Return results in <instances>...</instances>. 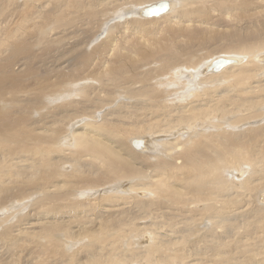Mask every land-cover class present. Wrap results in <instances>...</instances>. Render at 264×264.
I'll list each match as a JSON object with an SVG mask.
<instances>
[{"label": "bare ground", "instance_id": "1", "mask_svg": "<svg viewBox=\"0 0 264 264\" xmlns=\"http://www.w3.org/2000/svg\"><path fill=\"white\" fill-rule=\"evenodd\" d=\"M7 1H10V0H7ZM22 1L21 2L25 4L23 6H26L27 2H31V4L29 3L30 9H31L30 12H26L23 16H21L24 12L23 13L20 12L21 14L20 13L16 14L17 12L16 10H14L13 13L16 12L15 13L16 15L14 14L15 16L9 15L10 18H8V20H6V17L5 19H1L2 17L0 18L1 19L0 21V57H1L0 62H2L0 63V68L9 67L11 64V61L14 60L13 58H15V56L18 57L20 52L26 50L28 45L31 44V43L27 44L26 42V37L29 35L27 26L36 17V15H39L41 20H43V22H46L47 19L45 18V15L48 13L49 10L43 11V9L45 8L49 9L48 8L49 5H51V3L56 2L53 5V8L51 10L52 12H56L54 11L55 6L57 8L58 6H60L57 4L58 0H50V1L45 0L44 2L46 1L47 2L46 3L43 2V5L38 4L39 6L37 5L38 0H22ZM39 1H42V0H39ZM67 1L71 3H76L79 1H86V6L88 7L87 13L84 14L85 15L84 17L76 18V19H81L82 21L83 19L91 20L92 19L91 16L99 14V13H103L101 16L102 18H101V23H100L102 25H104L106 22L108 23L110 19L112 20L118 19V20H115L117 22H115L113 25L109 23L111 26L107 29V31L105 32V35L111 33L113 29H118V30H115L114 32H119V31L120 32L123 31L124 33L126 31L130 32V38L124 37L125 42H128L131 38L132 39L129 44H126V45L121 44L119 50L116 53L117 55L114 58L116 66L112 69L108 68L105 71L102 70L103 72L101 73H99V70H98V73L100 75H98V77L97 76L94 77V79L96 78L94 81L98 80L99 85L102 82H103L102 85H104V84H107L108 81H110L112 82V83L109 82L112 85L111 87H115V90L113 88L114 92L112 94L110 93L112 95L111 98L107 100L104 99V101L98 100L100 102L99 103L100 105L97 104L98 102L97 103L95 102V104L91 106L90 108L91 110L89 109L88 112L86 113L90 115V117H95V116H98L97 111L105 110L104 112L101 113L102 120L100 121L102 122L100 123L93 122L92 119H90L93 123L89 122L86 124L85 122L83 125L80 126V130L75 128V130H73L72 132V139L74 141V145L71 147L66 146V143H65L68 140H70L71 136L69 133L68 135L67 134L64 135L63 138L56 140L57 143L54 140V147L58 149V154L54 156L52 159H55L56 162H62L64 157L67 158L70 155L67 153L69 151H72L71 154H75V155L73 156L74 158L71 159L72 161L71 167H72V171L75 172V175H77V177L75 178H78L81 175L80 167L82 166V162H83L82 160L84 159V156H87V158L97 160L100 162H102V160L104 159H107L105 160L107 161L105 163H107L108 167H106V169L103 170V172L101 171L100 174L98 173L96 174L94 172H88L92 174L89 181L87 180L85 181L84 179H79V180L81 181L80 183L84 182L83 184H85V182H87L88 184H86V186L87 185L88 187L94 186V188H96L97 185L101 183V181H105L107 182V184H104V187H106L108 190L117 189L116 191L118 194L117 193L112 194V196L114 195L116 197L115 198L113 196L115 199L117 200L118 199L120 200L121 198L125 199V200L122 199L124 201V202L121 201L122 203L119 201L121 204H116L117 200L116 201L114 200L115 204L109 205L108 207L102 206L103 208L100 207V204H99L98 210L99 208L100 209L102 208L101 211L111 210V213H113L111 214V216L115 214V216L112 217L113 219H110L111 218L110 217L108 218V220L107 219L105 220L107 221V223L104 221L105 218L103 219L105 224H103L102 226L108 227L109 224H111L109 227L110 231L111 229H114L116 227H118L116 229L117 233L119 229L123 231L127 230L125 228L123 229L122 227V224L124 222L121 219V214L123 215L124 208L128 209L134 206L137 208V210H141L142 212L140 216L141 219L144 217H149V220H153L155 218H158V216L162 215L160 214L161 212L165 211L163 208H165L164 206L166 204L163 205V203H167V205H170V206L172 205L171 209L173 211L168 212L169 214L168 218L170 217L169 221H171L170 226L171 227L173 226L172 223H175L176 225H178L176 226L177 229L175 230L173 229L175 225L173 226L172 230L168 229L169 232L171 231L177 232V235L176 236L174 235L175 237H169L171 235L165 234L164 236L169 237V239L167 240L161 239L159 237L160 234L158 232H157L158 234H156L154 230L153 231L151 230L152 229L151 227H150L151 229L148 227L149 230H151L150 231L151 237L149 238V236L143 235L140 240H136V242H138L136 243V246L137 244H140L143 242L146 244H140L138 247L133 249L132 242L130 239L129 241H127L128 242L127 247L129 249V253L127 254L121 253V250L119 249L120 247H118V245L115 243L117 241H115L116 240L114 237L115 235L113 236L114 230L112 231V235H109L110 233L107 231L108 234L106 233V235H104L105 234L104 233L103 237H101V234L99 235L100 237L96 236L97 237L96 241L98 243H102L103 245L106 243L107 240L111 239L112 241L110 243H112V247L109 246L110 243L108 245L109 247H111V249L109 250L105 248L107 250L106 252H104L103 254H98V252L101 251L102 248L101 250H99L97 249L98 247L97 248L95 247L96 249L94 248L95 250H93L92 253L90 252L87 253V255L89 256L84 259V263L79 262V261L77 262L76 260L78 259L74 258L77 264H256V262L253 260V256L251 257L250 254L248 253L251 251V249H249L248 243L252 241L251 239H255L257 237L256 234L258 233V231H264V153H261L257 157H254V153L253 154L251 153L250 155L247 152H245L246 151L245 147H240L238 150L237 145H236L235 146L236 149H235L234 148L235 144L233 143H232L233 146H230V147L228 146L229 144L228 145L225 144V145L228 146L229 148L232 147L233 150L235 149L236 150L235 152L234 151L232 152L231 150L229 151V149H226L225 151L222 150V152L220 153L219 151H221L220 150L221 146L217 144L220 148L216 149L217 147L215 146L216 144L214 145V143L218 138H221L218 141L219 143L220 141L225 140L226 138L225 134L227 133L226 131L227 128L225 127L222 132H219V129L217 133L212 132L213 135L216 134L215 135L216 137H213V138L210 137L211 132H207V129L202 128L206 126L208 127L214 126V128L216 126L217 128L218 125L220 127V126H223L225 123L229 125L230 121L228 119V116L230 114L236 117L234 122H237L238 116L244 110H249V111L256 110V109H261V111L264 110V35L262 37V40L259 43V46L261 48L260 49L259 47H257L256 44H254L255 42H258L259 35H257L255 32H253V36L251 35V33L247 35L246 30H244L247 24L242 23V20H237L236 22H234L235 18L233 17V12H234L233 10L235 9L244 10L246 8V5L244 4L245 0H156V1L154 0L155 2H151L148 5L154 4L157 1H169L170 2L169 10L165 13H168L171 16L169 17L170 19L168 20V23L167 24L165 23V25L167 26L164 29H160L159 27L155 29H148L146 26L149 21L145 22L144 18H142L145 16L141 15V10L148 5L144 6L143 8H138V9L136 8L137 5L140 6L141 3L144 4L151 0H67ZM242 1L243 3H241ZM14 2H16V0ZM257 3L258 2L256 1L254 5L252 6L247 5V7H251V8L255 7L257 9V6H258L256 5ZM5 5H6V2L4 6ZM192 5H194L195 10L191 8ZM255 11L254 13H252V15L254 16V18L252 17V20L254 19V24H252V26H256L255 22L257 21V18H258V15H257L258 13H256ZM4 12L7 14L9 13L6 11ZM11 12L12 11H10V13ZM128 12L131 15L126 16ZM134 12H136L137 14H135ZM1 13H2V10H1ZM138 13H140V16L138 15ZM160 15H157V17ZM204 15H207V16H204ZM152 19L154 18H151L149 20H152ZM259 21L260 19L258 18V22ZM219 27H222V28L226 27V28L224 30L223 29L219 30ZM55 28L56 27H54V30ZM262 30L264 32V26ZM165 31L166 33L164 35L163 33ZM132 32L140 33L142 35L141 38L135 39L134 37H131ZM152 34L157 35L156 37H159L158 36L159 34H163L164 37L161 39H157L155 37L151 38L150 35ZM52 39H53V36H52ZM113 40L115 42L119 41V40H116L115 38H113ZM83 42H86V41L84 40ZM156 42L159 45L156 46L155 45ZM215 43H223L224 45L221 47V49L224 50L225 53H228V54L232 53L233 55H229V56H226V54L220 55L224 58L230 59L231 60L230 63L218 71H211L209 70V65L213 59L211 58L212 60L211 59L207 60V56L213 48V47L211 48L210 46ZM75 44L78 46L81 43L79 42ZM32 45L33 44H31V46ZM73 47H76V46H73ZM7 51H8V54L6 53ZM144 52H145V55L138 56V54H141V53L143 54ZM61 56L64 57V54L63 55L60 54L59 58ZM74 56L76 58L79 55L78 56L74 55ZM135 56L141 57V58L143 57L142 58L143 61L141 60L143 63H139L138 61L139 58L136 59ZM23 60L20 59L19 62ZM62 62H69V61L63 60ZM21 63H24V62H21ZM153 63L158 64V66H152ZM13 64H16V63H13ZM140 64H142L143 67L147 68L145 70L143 69V71L148 70L150 74L147 73L146 75L144 74L142 75L141 73L143 72L139 70V68L142 67ZM64 65L59 66V67L54 66L55 68L53 67L50 69L52 70L51 72L53 73L58 72L56 73L57 78H55L57 80L56 82H54V84L49 85L44 90L48 91L50 89H53L55 86H57L58 82L60 84L61 79L64 76H66V73L64 71L65 68L63 70V67H65ZM180 68H183L184 70L181 71ZM187 69H192V70L196 69L197 72L201 74L203 72L205 73V78H202V79L201 78L200 79L191 78V79L185 80L184 81L185 84H182L183 82H177V84H180V85L176 84V87H178V89H174V90H165L164 87L160 86V83L162 81L160 78L165 79L169 77L170 75H172V73L173 74L179 73L180 75L182 74L185 75V73H187L191 77L192 72L188 71ZM158 70L161 72L157 73L156 71ZM153 71L155 72L154 75L156 77L151 78L153 76ZM20 72H23V71H20ZM69 73H70V69H69ZM225 73H227V75H230L229 79L233 80L232 82H236L238 87L233 88L231 86V83H228L229 80L227 81V80H224L225 78L222 79L221 77H218L221 74L225 75ZM159 74L161 77L159 76L157 77V75ZM164 74H169V76L166 77V75ZM10 75L12 77L11 81L18 82L17 80L19 79V77H16V76L14 77L13 74H10V73L8 75L0 74V90L5 80V77H8ZM20 75H22V73ZM96 75H97V72H96ZM197 75L198 74L195 73L194 76H197ZM42 77H43L42 82H44V79L48 78L46 76H42ZM212 77H214V79H216L217 77L219 79L221 78L220 82H223V83L227 81V83H224L221 86L215 87V88H220L219 93L218 92L216 93V95L219 94L220 97L209 96V94L207 95L203 92V89L205 87L207 86L209 87V85L204 87L205 83L209 81L211 82L216 81V80H211ZM172 79L176 80L174 79V77H172ZM64 80L65 79L63 78L62 83H64ZM169 80L170 79H168V81ZM19 81L21 82L20 79ZM38 81L41 85L42 82H40L39 79ZM66 85L68 84L66 83ZM90 85L92 84H89V87ZM200 86L203 88L200 90H196V91L194 90L196 87L198 88ZM89 87H87V90ZM93 87L95 88V86ZM93 87H92V90H93ZM97 87H96L97 90L98 88L99 89L101 88V87H98V88ZM90 88H89V91L91 90ZM82 89H84V87H82ZM96 89L94 91L97 92ZM102 89H100V91ZM37 90H35V93ZM221 90H222V94H221ZM223 90L226 92L228 90H231V92L233 91L235 94L227 98H221V96L225 95L226 93V92L223 93ZM41 92L43 91L41 90ZM103 92H105V90H103ZM1 93L2 91H0V94ZM100 94H102V91L101 93H99V96L101 97L102 95ZM104 94L106 95V93ZM121 98H128L130 99V101L129 103L121 102V101L116 102L117 100ZM96 99H94V101H96ZM112 100H114V103L111 104ZM106 101H111V102L110 104L104 105ZM124 104H127V105H124ZM133 105L137 106L138 109L140 108L148 109L149 110L148 114L150 113L149 114L150 116H153V118H155L154 116L157 117L153 121H149V117H147L148 116L147 115L146 117L148 118L149 122H147V118L145 117L146 121L143 122L141 126H138L139 131H142V133L147 131L148 135H151L154 139L155 136H158L160 134L170 133L174 130L177 131L178 135H176L175 144L173 143L174 144L173 146H168L171 142H168V143L164 142V144L166 143L167 147L166 145H164L163 147H165V150L164 149L163 150L167 152L166 153L163 152L164 153L163 155L158 154L157 151H155V149H153L151 146H149L148 148L144 147L145 143L143 144L142 142L146 141L145 138L143 139V138L134 137L132 141L130 139V143H129V140H127L128 142L126 141L125 144H121L122 142L120 143V139L119 140L115 139V135L118 132H119V135H122L120 133L127 134V135L131 134L130 132H127L128 129L126 131H122L124 129L121 128L122 130H119L117 126H114V125L118 123L115 116H120V117L122 116L118 114V113H121V112H118V110L120 108L129 109L133 107ZM65 106L66 105H64V108ZM106 107H109V109H105ZM58 108L62 109L60 107ZM82 108H87V107H82ZM70 111H73V110H70ZM9 115L10 113L8 114V116ZM18 115L19 116L17 118L15 117V115H11V117L13 116L15 117L13 118L14 120L18 119V120L12 121V118H11L13 125L14 123H16V121L20 120L19 122H22L21 119L23 117L20 118L21 115L20 114ZM123 118H125V116ZM7 119L9 121V118ZM24 119H26V117ZM88 121L89 120H87V122ZM115 121L117 122L114 123ZM2 122H5V121H2ZM2 122H0V124ZM120 122L123 123L124 120L122 119ZM76 123L77 122L73 123V125H75ZM28 124H31L30 121H28ZM10 125L11 124L9 123V126ZM1 128L2 127H0V132L6 131L5 133L8 134V132L10 131V129L4 130L2 128L3 129L2 130ZM49 130H50V133L43 135L41 146H40V148L46 154H49L51 152L50 150L51 148L50 146L51 129ZM4 132H3V135H4ZM5 136H6L5 140L7 137H9L10 139L14 137L12 135H5ZM208 136L210 137L209 139H211L210 141H214V143L212 142L213 145L212 143L210 145L209 143L207 144L205 142V139L206 141H208V138H207ZM150 141H152V139ZM128 145H131V147H133L132 145H134V148L139 147V148H144L145 150L149 149V151L147 150L148 152H145V153L142 151L145 154L144 155L145 157L148 156L149 153H153L155 151L157 154H153L152 157L154 159L152 160L154 161L151 163L154 167L147 165V164H146V167H143V168L134 167L136 166L134 165V162H133L134 155H135L134 153L136 152L133 153L132 149L130 150ZM156 145H158V143H156ZM211 146L214 148H212ZM75 147H77V149H75ZM241 149L244 151L241 152ZM140 150L141 149H139V151ZM174 150L177 152H174ZM64 151L67 153L65 154ZM261 152H264V149H262ZM167 154L168 156H166V158H169L170 160L162 159ZM2 157L4 158V156L0 157V187H1L0 193L4 190L3 188H5V190L8 192L7 197L11 198L12 192L10 191V188H9V185H10L11 189L13 190L17 189L16 190L17 193H14V194H17V196L18 194H20V196L21 194H24V195L26 194L23 197H25V200L27 201L28 200V198L26 197L27 193L22 192V191H25L28 186L30 187V185L32 186L35 184L37 185L40 184L42 186L41 187L42 189L36 187V189L37 190L40 189V191L39 192L37 191L38 193L37 194L35 193V194L36 196H40L41 197L40 199H42L43 202H49L50 200L56 199L57 196H60V198L61 196L63 197L61 198V200L58 198L62 202L64 201L63 199H66L65 197L66 193L63 194L64 193L63 192L61 194V192L64 191V187L67 185L64 182L62 183V181L67 178V177L64 178L65 175L62 177L63 179L61 181L60 179L58 180L57 178H55L54 175H52L51 173H48V174L44 173V179H42L43 177L42 178L39 177V179H42V181H39L38 179L34 183L32 182L30 183L29 177L34 176L36 174L39 175L40 173L43 172V169L35 170L36 172L33 171L31 175L25 170V175H26L25 177H23L24 175L22 171L19 170V173H21V176L23 175L22 178H20L21 176L20 175L17 176L16 171H13L14 169L12 170L13 168L12 164L14 162L12 164L9 162V165L7 167L4 164L6 163L4 162L5 158L2 159ZM179 159H181V161L175 162L176 160H179ZM66 160L67 159H64L63 162ZM10 161H13V160H10ZM243 161L245 163H243ZM47 162H50V161L47 160ZM44 164H46V161ZM52 164H51L50 169H52V166H54ZM177 164H180V165H177ZM84 165L86 164L84 163ZM233 166H235V169L232 168ZM102 167H104V165ZM149 167L151 168L150 173H154L155 175L156 174L166 175L167 179H161L159 175H157L158 179L153 178L154 175L147 172V169ZM26 168L28 167L26 166ZM181 170L182 171L185 170L184 173L181 172L183 174V177L178 176V174H180L179 171ZM227 170L229 171L232 170V172L228 174ZM45 172H48V170ZM257 173L261 175V177L258 179H257ZM261 173H263V175ZM49 174L51 175L52 180H50L51 177L49 176ZM176 174L178 176L177 177L178 179L175 178ZM171 175H174L175 180L168 181V178ZM47 176H48V179H47ZM55 176H58L57 172ZM14 177H17V178H14ZM146 177H150V179L145 180ZM4 178H5V181L7 182H11V181L12 182L14 181V182L6 183L4 181ZM180 179H182V181ZM74 182L76 181L74 180ZM170 182H173V183L175 182V184H172V183L170 184ZM19 184H21V186H18ZM22 184L25 186H22ZM176 184H178L177 187L175 186L174 189L171 188L173 185H176ZM169 185L171 189L170 190L171 194L168 197L170 198L171 201H169L168 199L167 201H169L171 204L169 202H163V201L161 202V198L163 194H165V190H167V188L165 187ZM16 186L18 187L16 188ZM55 186L56 188H54ZM51 187L53 188L54 191L59 190L61 192L60 193L54 192L53 190H51ZM182 188L184 190H182ZM29 190L30 189L28 188V190L26 191L29 192ZM118 190L125 191L126 194H121L118 192ZM31 193L33 194V190L31 191ZM3 194L5 195L6 193L4 192ZM172 194H174L175 198L174 196H172ZM103 198H105V196ZM109 198H110V195H109ZM153 199L156 201L158 200L156 204L158 205L159 208L157 207L155 203H152L155 205L153 209L149 211H144L143 207L146 206L145 205L146 201L151 202V201H154ZM7 200H9L10 202V199H6V200H3V203L6 202ZM86 201L87 200H83L85 204L90 203L89 200H88V203H86ZM15 202L13 203L10 202L11 203L10 205H8L7 203L8 206L6 207V209L5 207L4 209H2V210H5V212L8 211L10 213L7 216L8 218L13 217L15 213L14 211L15 209L14 210L11 209L13 207L18 206L17 203L19 202L17 203ZM23 203L26 204L25 201H23ZM23 203L21 202L22 206L20 207H24L25 204L23 205ZM92 204H93V201H92ZM126 205L127 206L129 205L130 207H127ZM70 207H71V211L79 210V209L77 210L78 208L77 204L74 205L73 203L71 204ZM201 207L203 208L201 209ZM30 217L32 218V216ZM135 217L129 220V223L127 224L131 225L130 222L133 221ZM35 218L36 220H38L37 221L38 226H40L39 224L42 225L43 222L46 223L47 221H50V223H48L47 226H41L42 228L45 227L43 228V231H40L41 233L44 234V238L45 237L47 238V236L49 235V230L52 231L53 229H56V228L58 229L64 228L63 226H58L57 222L50 219V218H55L59 220V217L57 214L42 213ZM109 220L111 222H109ZM112 220L114 223L112 222ZM177 221H182V224L181 225L177 224ZM149 222L150 223H147L148 226L152 224L153 221H149ZM22 224L25 225L26 228H27L26 225H29V230H30V227L32 228L33 225H35V222L33 223V221L32 222L22 221V223H20L17 229L13 227L12 228L14 229V231H17L20 229ZM137 224L139 225V223ZM137 224L135 228H131V229L138 230ZM14 227H17V226H14ZM139 228H141L142 230L143 227L139 226ZM145 229L143 228V230ZM67 231H68L67 233L70 232L69 230ZM67 233L65 235H68ZM123 234L124 235L122 236H125L126 234L131 235L129 231ZM135 234L136 233H134V235ZM258 234H262V233H258ZM108 235L113 236L114 238H108ZM90 237L92 236L90 235ZM262 237H263L262 239L264 240V234ZM116 238L122 239L123 237H116ZM193 238H195L197 242L196 241L195 243L190 242V240ZM263 243L264 242L262 241L261 244L256 245V248H255L256 252H260L261 246ZM254 258L256 257L254 256ZM260 258L261 257H259V259ZM261 259L264 263V257ZM60 261H61V258H60ZM69 264H72V263L69 262Z\"/></svg>", "mask_w": 264, "mask_h": 264}, {"label": "rangeland", "instance_id": "2", "mask_svg": "<svg viewBox=\"0 0 264 264\" xmlns=\"http://www.w3.org/2000/svg\"><path fill=\"white\" fill-rule=\"evenodd\" d=\"M4 1L5 0H0V18L2 17L1 19H5V17H6V20H8V18H10L9 15L15 16L16 14H18L20 12L21 13L24 12L21 15V16H23L26 12L31 11L30 5H29V3L31 4V2H27L26 6H23L25 4L22 3L23 2L22 0H16V2H14L15 0H10V1L6 0L5 1L6 7H5ZM17 1H18V3H17ZM44 1L45 0H42V1L38 0L37 5L38 4L43 5ZM155 1L151 0V1H148L144 4L141 3L140 6L137 5L138 7L136 6V8L137 9L143 8L144 6L150 4L151 2H155ZM256 1L258 2L256 4V5H258L257 9L255 7H253V8L247 7V5L248 6L254 5V3ZM46 2H44V3H46ZM52 2H54V1H52ZM2 3H3V5H2ZM55 3H51V5H49V7H48L49 9H47V8L43 9V11L49 10L48 11L49 14L47 13L48 15L47 14L45 15V18L47 19L46 22H43V20H41L40 16L36 15V17L27 26L29 35L26 37V42H27V44L31 43L33 45L31 46V44H29L27 49L20 52L18 57L15 56V58H13L15 61L12 60L9 67L0 68V74L1 75H8L10 73V74H13L14 77L15 76L19 77V79L21 80V82L19 81V79L17 80L18 82H13V81H11L12 80L11 75L8 77H5V80H4L2 87H1V90H0V91H2V93L0 94V122L5 121V122H2L0 124V127H2L4 130L10 129V131L12 132V134H11V132L9 131L10 133L8 132V134H7V133H5L6 131L5 132L3 131L4 135H3V132H0V142H1L0 143V157L4 156L6 161L3 157H2V159H4V162H6L4 164L7 167L9 165V162L11 164L14 162L12 164L13 165L12 170L14 169L13 171H16L17 176L18 175L21 176V173H19V170L22 171V173L24 175V176L23 175L22 176L25 177L26 176L25 170L31 175V173L33 171L43 169V172L40 173L39 175L36 174L34 176L29 177L30 183L31 182L34 183L35 181H37L39 179V177L40 178L43 177L42 179H44V173H47V174L51 173L52 175H54L55 178H57L58 180L60 179L61 181L63 179L62 177L65 175L64 178H66V177L67 178L62 181V183L64 182L67 184L64 187V191H62V192L59 190L54 191L52 187H51V190H53L54 192H59V193L61 192V194L63 192H64L63 194L66 193L65 194L66 199H63L64 201L62 202L60 200L63 197L61 196V198H60V196H57L56 199L50 200L49 202H43V200L40 199L41 198L40 196H36V194L40 191V189H42L41 188L42 186L40 184H38V185L35 184L32 186L30 185L31 188L28 186L26 190H28V188H29L30 189L29 192L26 190L22 191V192L27 193V196H26L28 198L27 201L25 200V197H23L26 194L25 195L21 194V196H20V194H18V196H17V194H14V193H17L16 192L17 189L16 190L11 189L9 184L8 185H9L10 191L12 192L11 196L13 198L7 197L8 192L5 190V188L2 187L5 190V191L4 190L3 191L6 194L4 195L3 191L0 193V194H2V195H0L1 196L0 198L2 199V200L0 199V219L5 216L3 219L0 220V230H1V232H0V264H65V263L69 264V262L72 264H77L78 261L84 263V259L89 256V255H87V253H89V252L92 253L93 250H95L97 247H98L97 249H99V250H101V248H102V250H101L102 252L98 250L100 252V253L98 252V254H103L104 252H106L107 250L105 248H107L109 250L111 249V247H112V243H110L112 241L111 239L107 240L106 243L103 245H102V243H98L96 241V239L100 234H101V237L106 235V233L108 234V232L110 233L109 235H112V231L114 230V232H115L116 229L118 228V227H116L114 229H111V231H110L109 227L111 224H109L108 227L102 226L103 224H105V222L107 223V221H105L106 219L108 220V218H110V217H111L110 219H113L112 217H114L115 214L111 216V214H113V213H111V210L101 211L103 207H108L109 205L115 204V201L117 199H115L116 197L113 195L115 197L114 198L112 196V194L117 193V191H116L117 189H109L108 190L106 187H104V184H107V182H105V181H101V183L97 185L98 188L96 186H95L96 188H94V186L93 187H91V186L88 187V185L86 186V184H88L87 182H85V184H83L84 182L80 183L81 181L79 180V179H84L85 181L86 180L89 181L92 174H90L88 172H94L96 174L97 173L100 174L101 171L103 172V170H105L106 167H108L107 163H105V162H107V161H105L107 159H104V160H102V162H100L97 160L87 158V156H84V159L82 160L83 161L82 166L80 167L81 175L78 178H75V177H77V175H75V172L72 171V167H71V165H72L71 159L74 158L73 156L75 155V154H71L72 151H69L68 153L64 151L65 154L66 153L70 154L67 158L66 157L63 158V160L67 159L64 162H63V160H62V162H56L55 159H52V158L58 154V149L56 147H54V140L57 143L56 140L63 138L64 135H66V134L68 135V133H69L71 136V137L69 136L70 140H68L65 143H66V146L71 147L74 145V141L72 139V132H73V130H75V128L80 130V126L83 125L85 122H86V124L89 122H91V123L102 122V121H100V120H102L101 113L104 112L105 110L104 111H97L98 116H95V117H90V115H88L86 113L91 108V106L95 104V102L96 103L98 102L97 104L100 105L99 104L100 100L104 101V99L107 100V99L111 98V96H112L111 94L114 92L115 87H111L112 85L110 83H112V82H110V81H108V83L110 82L109 85H108V83L102 85L103 82L100 83V85H99L98 80L94 81L96 79V78L94 79V77L95 76L98 77V75H100L99 73L103 72L102 70L105 71L108 68L112 69L116 66L114 58L117 55L116 54L117 51L119 50L121 44H125V45L129 44L132 38L128 42H125L124 37L130 38V32H128V31H126L125 33L123 31L114 32L115 30H118V29H113V31L111 33H109L110 35L109 34L105 35V32L107 31V29L111 25H113L115 22H117L115 20H118V19H113V20L110 19L111 21L109 20L108 23L106 22L104 25H102L100 23H101V18H102L101 16L103 13H99V14L91 16V18H92L91 20L83 19V21H82L81 19H76V18L84 17L85 16L84 14L87 13L88 7L86 6V1H79L76 3H71V2H68L67 0H60V1L58 0L57 4L60 5L61 7L57 5L58 6V8H57L55 6V8L58 10H56L54 8V11H56V12H52L51 10H52L53 5ZM241 3H243V1ZM61 4H63V5H61ZM244 4L246 5V8L244 10H238V9L233 10L234 11L233 17L235 18L234 22H236L237 20H242V23L247 24L246 27L244 28V30H246L247 35H249L251 33V35L253 36V32H255L257 35H259L258 42H255L254 44H256L257 47L260 48L259 43L262 40V37L264 35V32L262 30V28L264 26V0H252V2H251V0H245ZM260 5H262V6H260ZM1 7L2 8L5 7L6 9L5 8L2 9ZM191 8L193 10H195L194 5H192ZM11 9H13V10H11ZM1 10H2V13H1ZM14 10H16L17 13L16 12L13 13ZM4 11L9 12V13L7 14ZM10 11H12V12L10 13ZM254 11L256 13H258L257 14L258 18L261 21V22L260 21L258 22V18H257V21L255 22L256 26H252V24H254V19L252 20V17L254 18V16L252 15V13H254ZM134 13L137 14L136 12H134ZM79 15H81V16H79ZM128 15H131V14L128 12L126 16H128ZM138 15L140 16V13H138ZM170 16L171 15H169L168 13H163L158 17L153 16V17H147V18L142 17V18H144L145 22L149 21L147 26H146L148 29H155L158 27L160 29H164L167 26V25H165V23L166 24L168 23ZM204 16H207V15H204ZM45 18H44V20H45ZM151 18H154V19L149 20ZM1 19H0V21H1ZM57 19L59 22L57 21ZM247 21H248V23H247ZM66 23H68V24H66ZM64 24H66V25H64ZM68 25H70V26H68ZM54 27H56L55 30H54ZM225 28L226 27H223V28L219 27V30H222V29L224 30ZM113 33H115V34H113ZM122 33H124V34H122ZM165 33H166V31L163 34L165 35ZM155 34H152L154 36L150 35V37L151 38L155 37L157 39H161L164 37L163 34H159L158 35L159 37H156L157 35H155ZM52 36H53V39H52ZM72 36L75 38H73ZM141 36L142 35L140 33H133L132 32L131 37H134L136 39V38H141ZM113 38H115L116 40H119V41L115 42L113 40ZM118 38H120L121 41ZM155 38H153V39H155ZM84 40L86 42H83ZM48 41L51 43H49ZM157 41H159V40H157ZM79 42L81 44H79L77 46L75 43H79ZM156 43H155L156 46L159 45L158 43L157 44ZM70 45H72V46H70ZM212 45L210 47L211 48L213 47L215 50L212 48V50L210 51V53L207 56V60H209L211 58L214 59L216 57H222L220 55H223V54H226V56L233 55L232 53H230V54L225 53L224 50L221 49V47L224 45L223 43H215ZM73 46H76V47H73ZM81 52H83V53H81ZM6 53L8 54V51ZM60 54L61 55L64 54V57L61 56L59 58ZM73 54L77 55V56L79 55V56L75 58V56ZM139 55L140 56L145 55V52L143 54L142 53L138 54V56ZM142 58L136 57V59H138L139 63H143ZM20 59H22V60L24 59L23 61H21L24 63L19 62ZM61 60L62 61L66 60L69 62H62ZM138 61H137V63H138ZM0 63H2V62H0ZM13 63H16V64H13ZM63 65L65 66V67H63V70L65 68L64 71L66 73V76L68 74L67 77L66 76L63 77L65 79L64 83H62V79H63L62 78L60 81V84L58 82L57 86H55L53 89H50L48 91L44 90L49 85L54 84V82H56V80H57L55 78H57L56 73H58V72L53 73V72H51L52 70H50V69L53 68L54 66L59 67V66H63ZM140 65L143 67L142 64H140ZM152 66H158V64L153 63ZM142 67L139 68V70L143 72V73H141L142 75L143 74L146 75L147 73L150 74V72H148V70L143 71V69L144 70L147 69L146 67H143V68ZM69 69H70V73H69ZM180 69H181V71L184 70L183 68H180ZM98 70H99V73H98ZM187 70L192 72L191 77L187 73H185V75L184 74L180 75L179 73H176V74L172 73V75H170L171 77L169 76V74H164V75H166V77L169 76L170 78L169 77H167L165 79L160 78L162 80L160 83V86L164 87L165 90H174V89H178V87H176L177 82H183L182 84H185L184 81L191 79V78H193V79L194 78L195 79L205 78V73H203V72L201 74V73L197 72L196 69L195 70L187 69ZM20 71H23V72H20ZM16 72H18V73H16ZM96 72H97V75H96ZM144 72H146V73H144ZM156 72L159 73L161 71L158 70ZM21 73H22V75H20ZM154 73L155 72L153 71V76L151 78L156 77L154 75ZM195 73H197L198 75L194 76ZM35 75H36V77H35ZM42 76H46L48 78L44 79V82H42V80H43ZM158 76L161 77L160 74L157 75V77ZM76 77H77V79H76ZM172 77H174V79H176V80H173ZM218 77H221L222 79L225 78L224 80H227V81L229 80L228 83H231V86L233 88L238 87L236 82H232L233 80L229 79L230 75H227V73H225V75L221 74ZM218 77L216 79H214V77L211 78V80H216L215 82L209 81L211 83L207 82L204 84V87L209 85V87L207 86L203 89V92L205 94H207V95L209 94V96H213V97H220L219 94L216 95L217 92L219 93L220 88H215V87L221 86L224 83H227V81L224 83L220 82L221 78L219 79ZM40 78H42V79H40ZM38 79L40 80V82H42L41 85H40ZM166 79H167V81H166ZM168 79H170V80L168 81ZM59 80H60V78H59ZM70 82H72V83H70ZM173 82H175V83H173ZM66 83L68 85H66ZM8 84L9 85L13 84V85L9 86ZM89 84H92L93 86H95V88L92 85H90V87L91 86L93 87V90H92V87L90 88ZM44 85H45V87H44ZM96 85L97 86L99 85L98 87H101L100 89L103 88L101 90L102 94H100V95H102L101 97L99 96V93H101V91ZM177 85H180V84H177ZM82 87H84V89H82ZM87 87H89L91 90L89 91V88L87 90ZM96 87L98 88V90L96 89ZM105 88L108 90H106ZM113 88H114V90H113ZM202 88L203 87L200 86L198 88L196 87L195 89L194 88L193 89L196 91V90H200ZM95 89L97 90L98 93L96 91H94ZM35 90H37L36 93H35ZM41 90L43 92H41ZM103 90H105V92H103ZM205 90H206V92H205ZM224 92H226V91L223 90V93ZM104 93H106V95ZM211 93H212V95H211ZM221 94H222V90H221ZM234 94L235 93L233 91L231 92V90H228L225 93V95L221 96V98H227V97H230ZM92 97L94 99H96V97H97L96 101H94V99ZM102 98H103V100H102ZM118 101L129 103L130 99L121 98V99L117 100L116 102H118ZM110 102L111 101H106L104 103V105L110 104ZM112 103H114V100H112L111 104ZM74 104L77 106H75ZM89 104H91V105H89ZM64 105H66L65 108H64ZM124 105H127V104H124ZM58 107H60L62 109H59ZM82 107H87V108H82ZM44 108L45 109L48 108V109L45 110ZM105 109H109V107H106ZM120 109L118 110V112H121L122 114L118 113V112L117 113L119 115H122V116L121 117L115 116L118 123H116L117 121H115L114 123H116V124L114 126H117V128L119 130L124 129L122 131H126L128 129L127 132L131 133L128 135L120 133L122 135H119V132H118L115 135V139H117V140L120 139V143L122 142L121 144H125L127 140H129V143H130V139L132 141L134 137L135 138H143V139L145 138L146 141L142 142L143 144L145 143L144 147L148 148L149 146H151L153 149H155V151H157L158 154H161V155H163L164 153L167 152V151L166 152L164 151L165 147H163V146L166 145V143L164 144V142H167V143L171 142L168 146H173L175 144L176 135H178L177 131H175V130L170 132V133H164V134H160L158 136H155L154 139L151 135H148L147 131H145L146 133L145 132L142 133V131H139L138 126H141L143 124V122L146 121L145 117L147 115H148L147 117H149V121H153L154 119L157 118L156 116H154L155 118H153V116H150L149 115L150 113L148 114V112H149L148 109H143V108L138 109L137 106H134V105H133V107H131L129 109L128 108L127 109L126 108H124V109L120 108ZM70 110H73V111H70ZM69 111L71 112V114ZM9 113H10V115L8 116ZM74 113H76V114H74ZM18 114L21 115L20 118L23 117L21 119L22 122H19L20 121L19 120V121H16V123H14V125H13V123H12V121L14 120L13 118H15V117L17 118L19 116ZM11 115H15V117L14 116L11 117ZM124 116H125V118H123ZM25 117H26V119H24ZM7 118H9L10 122L8 121ZM11 118H12V121H11ZM93 118H95V119H93ZM235 118L236 117H234L233 115L230 114L228 116L230 123H229V125L227 123H225L227 125L224 124L223 125L224 127L223 126L219 127V125L217 126V128H216V126H215V128H214V126L202 127L203 129H207V132H211V135H210L211 138L216 137L215 136L216 134L213 135V133L214 132L217 133L218 129H219V132H222L225 127L227 128L226 129L227 133L225 134V137H226L225 140L222 139L223 141H220V143H219L218 141L221 138H218L214 143V141H210L211 139H209L210 137L208 136L207 137L208 141H206V139H205V142L207 144L209 143L210 145L213 142L214 145L216 144L215 145L217 147V148L215 147L216 149L220 148L219 146H221V149H220L221 151L217 150L220 153L222 152V150L225 151L226 149H229V151L231 150L232 152L233 151L235 152L236 151L235 150L236 145H237L238 150L240 147H245V150H246L245 152H247L250 155H251V153L252 154L254 153V157H257L259 154L264 153V152H261V150L264 149V110H262V111H261V109H256V110H251V111L244 110L238 116L237 122H234ZM23 119H24V121H23ZM90 119H92L93 122ZM122 119L124 120L123 123L120 122ZM15 120H18V119H15ZM87 120H89V121L87 122ZM28 121H30L31 124H28ZM149 121L147 118V122H149ZM8 122L12 125V126L10 125L11 127L9 126ZM17 122H19V123H17ZM75 122H77L78 124L76 123L75 125H73V123H75ZM21 123H22V125H21ZM13 127H14V129H13ZM49 129H51V139H50V146H51L50 150H51V152L49 154H46L40 148V146H41V141H42L43 135L50 133ZM228 131H229V133H228ZM13 132H14V134H13ZM5 135H12L14 137L11 139L9 137H7L6 138L7 141H6ZM147 135L151 138H149ZM60 136H62V137H60ZM162 136H164V137H162ZM233 137H235V138H233ZM148 139H150V140L152 139V141H150ZM156 143H158V145H156ZM213 143H212V145H213ZM232 143L235 144L234 150L232 147L229 148L230 146H233ZM159 144H161V145H159ZM217 144H219V146ZM225 144L226 145L229 144L228 145L229 147L226 146ZM128 146H129L130 150L132 149L133 153L136 152V153H134L135 155H134V161L133 162H134V165H136L134 167H138V168L142 167L143 168V167H146V164L153 166L151 163L154 161V160H152V159H154L152 157L153 154H157L155 151L153 153H149L148 156H146L147 157L146 158L144 156L145 155L144 153L148 152L149 149L145 150L144 148H139V147L134 148V145H132L133 147H131V145H128ZM166 147H167V145H166ZM222 147H224V148H222ZM152 148H151V150H152ZM212 148H214V147H212ZM75 149H77V147H75ZM139 149H141V150L139 151ZM243 151L244 150L241 149V152H243ZM174 152H177V151L174 150ZM136 154H138V155H136ZM77 155H78V153H77ZM166 156H168V154L165 155L162 159L168 160L169 158H166ZM176 156H177V154H176ZM8 159H9V161H8ZM10 160H13V161H10ZM47 160L50 162L52 160V162L51 163L47 162ZM45 161H46V164H44ZM177 161H181V159L176 160L175 162H177ZM7 162H8V164H7ZM66 162H67V164H66ZM29 163H31V164H29ZM84 163L86 165H84ZM243 163H245V162L243 161ZM27 164H29V165H27ZM51 164L54 165V166H52V169H50ZM68 164H70V165H68ZM101 165L102 166L104 165L105 168L102 167ZM177 165H180V164H177ZM26 166L28 168H26ZM97 167H98V169H97ZM15 168H16V170H15ZM232 168L235 169V166H233ZM150 169H151L150 167L147 169L148 173H150V171H151ZM44 170L45 171L48 170V172H45ZM49 170H51L52 172ZM184 171L185 170L179 171L180 174H178V176L183 177V174L181 172L184 173ZM56 172H57V175L59 177L55 176ZM230 172H232V170L231 171L227 170L228 174ZM72 173H73V175H72ZM150 174H153L154 175L153 178H155V179H158L157 175H159L161 179H167L166 175H161V174L155 175L154 173H150ZM261 174L263 175V173H261ZM22 176L20 178H22ZM49 176L51 177L50 174H49ZM171 176H173V177H171ZM171 176H169L168 181L175 180V178L178 179L177 174L175 175L176 176L175 178H174V175H171ZM260 177H261V175L259 173H257V179ZM14 178H17V177H14ZM42 179H39V181H42ZM47 179H48V176H47ZM73 179L76 182H74ZM149 179H150V177L145 178V180H149ZM182 179H180V180L182 181ZM50 180H52V177L50 178ZM4 181H5V178H4ZM5 182L6 183H13L14 181L13 182L12 181L11 182L5 181ZM114 182H116V181H114ZM171 183L175 184V182L174 183L170 182V184ZM177 185L178 184L173 185L174 187L172 186L171 188L174 189L175 186L177 187ZM18 186H21V184H19ZM18 186H16V188ZM22 186H25V185L22 184ZM36 187H38L40 189L37 190ZM34 188L36 189V191ZM54 188H56V186ZM165 188H167V190H165V194H163V196L161 198V202L162 201L163 202L171 201L170 198L168 197L171 194L170 185L165 187ZM0 189H1V187H0ZM168 189H169V191H168ZM32 190H33V194L31 193ZM43 190H45V189H43ZM182 190H184V189L182 188ZM22 192H20V193H22ZM105 192L107 193V195ZM118 192L121 194H126L125 191L118 190ZM18 193H19V191H18ZM43 193H44V191H43ZM109 195H110V198H109ZM3 196H4V198H3ZM104 196H105V198H103ZM172 196H174V194H172ZM174 198H175V196H174ZM6 199H10L11 203H13L15 201L19 202V203L15 202V203H17L18 206L11 208L13 210L15 209L14 210L15 213L16 212L17 213L16 214L14 213L13 217H10V218L7 217L10 213L8 211L5 212V210H2V209H4V207L6 209V207L11 204L9 202V200H7L6 202L3 203V200H6ZM11 199H13L14 201ZM122 199L123 198H121L120 200L118 199L116 201L117 202L116 204H121L122 202H124L123 200H125V199H123V200ZM167 199L169 201H167ZM83 200H87L86 203H88V200H89L90 203L85 204V202H83ZM23 201H25L26 204L23 203ZM92 201H93V204H92ZM99 201H100V203H99ZM119 201L120 202L122 201V202L120 203ZM21 202L23 203V205L25 204L24 207H20V206H22ZM156 202H158V200L157 201L154 200L151 202L146 201L145 205L147 206V208L144 205L145 206V207H143L144 211L152 210L153 207L155 206L152 203L156 204ZM7 203H8V205H7ZM73 203H74V205L77 204V206H78L77 210L79 209L78 211H71L70 206ZM99 204H100V207H102V206L103 207L101 209L99 208V210H98ZM163 205H165L164 206L165 208H163L165 211H163V212L160 211L161 212L160 214H162V215H160L161 217L158 216V218H155L153 220H149V217H144L141 219L140 218V216L142 214L141 210H137V208L134 206H132V208H131L129 205L128 206L126 205L127 207H130V208H128V209L124 208L123 209L124 213H123V215L121 214V219L124 223L122 224V227H123V229L124 228L127 229L132 236L127 235V234H126L127 236L126 235L122 236V235H124L123 233L128 232L127 230L123 231V230L119 229L118 233H117V231L115 232L116 234L113 232V236L115 235L114 237L116 239L115 241H117L115 243L118 245V247H120L119 249L121 250V253H124V254L129 253V249L127 247V245H128L127 241H129L130 239L132 242V248L133 249L138 247L140 244H146L143 242V243L137 244V246H136V243H138V242H136V240H140L143 235H147L150 238L151 237V233H150L151 230L152 231L154 230L156 234L159 233L160 234L159 237L161 239H164V240L169 239V237H175L177 235V232H172V231L169 232L168 231V229L172 230L174 225H175L173 228L174 230L177 229L176 226H178L175 223H172V225H173L172 227L170 226L171 221H169L170 217L168 218V215H169L168 212L173 211L171 209L172 205L171 206L167 205V203H163ZM157 207H158V205H157ZM20 208H22V209H20ZM202 208L203 207H201V209ZM80 210H81V212H80ZM42 213L57 214L59 217V220H57L55 218H50V219L57 222L58 226H63L64 228H60L61 230L58 228L53 229L52 231L49 230V235L47 236V238L46 237L44 238V234L41 233L40 231H43V228H45V227L42 228L41 226H47L48 223H50V221H47L46 223L42 221L43 222L42 225L39 224L40 226H38V223H37L38 220H36V218H35ZM166 213H167V215H166ZM30 216H32V218ZM29 217H30V219H29ZM134 217H135V219L130 222L131 225L127 224V223H129V220L133 219ZM103 219L105 222L103 221ZM22 221H29V222L33 221V223L35 222V225H33L34 228L30 227V230H29V225H26L28 228L27 229L25 227V225L22 224V226L24 228L21 226L19 230L14 231L13 228L17 229L18 226L20 225V223H22ZM149 221H153V222H152V224H150L148 226L147 223H150ZM109 222H111V221L109 220ZM112 222H113V220H112ZM178 222H180V223H178ZM137 223H139V225ZM153 223H154V225H153ZM24 224H25V222H24ZM136 224H137L138 230L133 229L134 230L133 231L131 228H135ZM177 224L181 225L182 221H177ZM14 226H17V227H14ZM139 226H142L144 229L145 228L146 229L143 230V228H142V230H141V228H139ZM152 226H154V227H152ZM91 227H93V228H91ZM148 227L149 228L151 227L152 229L150 228L151 230H149ZM67 230H69L70 232L67 233L68 232ZM101 231H102V233H101ZM3 232H5V233H3ZM133 232L136 234L134 235ZM66 233L68 235H65ZM95 233L98 235H96ZM143 233H145V234H143ZM258 233H262V234H258ZM258 233L256 234V236H257L256 238H258V239H256V238L251 239L253 242L251 241L248 243L249 249H251V251L248 253L250 254L251 257L253 256V260L256 262V264H264L262 259H261L264 257V243L261 246L260 252L255 251L256 245L261 244L262 241L264 242V240L262 239L264 231H258ZM165 234H169L171 236H169V237L164 236ZM4 235H6V236H4ZM90 235L92 237H90ZM109 235H108V238H114L113 236H109ZM116 237H123V238L119 239ZM121 240H123V241H121ZM119 241H120V243H119ZM195 241L197 242V240L195 238L190 240V242H194V243H195ZM109 243H110V245H109ZM253 243H254V245H253ZM100 244L102 245V247ZM71 245H72V247H71ZM108 245L111 247H109ZM103 249H105V250H103ZM61 255H62V257H61ZM254 256L256 258H254ZM259 257H261V258L259 259ZM60 258H61V261H60ZM74 258L78 259V260H76L77 262L75 261Z\"/></svg>", "mask_w": 264, "mask_h": 264}, {"label": "water", "instance_id": "3", "mask_svg": "<svg viewBox=\"0 0 264 264\" xmlns=\"http://www.w3.org/2000/svg\"><path fill=\"white\" fill-rule=\"evenodd\" d=\"M169 1H157L154 4L148 5L141 10V15L145 17L157 16L169 10ZM230 59L224 57L214 58L210 65L209 70L218 71L230 63Z\"/></svg>", "mask_w": 264, "mask_h": 264}]
</instances>
